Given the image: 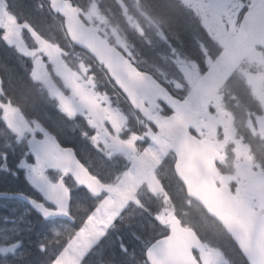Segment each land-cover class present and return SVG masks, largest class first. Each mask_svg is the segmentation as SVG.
Here are the masks:
<instances>
[{
    "label": "flooded vegetation",
    "instance_id": "1",
    "mask_svg": "<svg viewBox=\"0 0 264 264\" xmlns=\"http://www.w3.org/2000/svg\"><path fill=\"white\" fill-rule=\"evenodd\" d=\"M1 2L3 5L0 3V11H6L7 1ZM181 2L194 12L203 31V41L198 45V56L195 55L192 61L181 59L188 66H193L196 73L202 77L198 81L196 91L199 100L195 103L187 100V96L191 94L186 77V73H190L188 68L183 70L181 67L177 68L179 76L177 82L172 80L168 72L159 75L158 72L141 68L153 73L152 75L165 85L174 98L186 103L191 111L197 114L203 124L200 127L196 126L190 134L200 141L210 142L218 153L215 160L217 173L213 176L215 185L221 191L227 190L240 204L248 207L241 185L233 177L234 174L247 175L250 169H246L245 164H251L255 159L254 154H264V5H259L258 0H181ZM253 4H257L255 11ZM9 22L6 17L0 16L3 38L4 29H1V26H16ZM4 46L13 47L9 42H5ZM117 47L122 49L119 45ZM59 57L60 51L49 59L45 56V64L41 69L44 70L48 84L56 87L70 107L69 117H66L69 123L73 122L76 130L64 134V138L67 141L70 139L71 142V146H65L74 149L78 160L88 172L109 186H114L118 174L129 172L132 168L144 177L150 176L151 182L157 185L155 189L159 188L161 192L164 189L174 191L183 186L174 170L176 158L170 151L169 142L161 137L155 126L145 121L141 114L131 107L106 71L93 61L86 60V64L92 65L96 76L92 82L85 83V80L71 68L77 75L75 89L71 90L57 75V62L62 61ZM133 63L138 67L136 60ZM80 67L87 71L85 64H81ZM96 81L102 83L97 85ZM177 84L180 87H176ZM105 96L110 98V102H104ZM50 101L58 107L55 99ZM6 104L14 108V104L9 100ZM149 108L153 115L162 119L173 115L172 111L160 102ZM116 139L122 142L121 150L113 149V141ZM154 146L159 159L155 164L153 161L151 164L158 170L155 172L153 168L151 174L147 161L153 153ZM159 148H164L165 155L161 154ZM57 166L59 170L53 171ZM48 169L51 172V176L47 177L49 180L55 183L63 180L67 189L72 190L74 222L56 220V227L65 223L68 224L66 228L80 230L81 224L85 223V214L94 213L102 198L96 199L88 191L79 188L74 179L66 175L60 163L53 167H40L42 174ZM249 182L258 184L260 180L253 174L249 176ZM36 192V199L44 202L48 208L55 209L45 201L39 189ZM153 193L155 191L152 189L151 194ZM156 210H160V213L162 210V217H166L164 208L157 207ZM81 215L82 218H79ZM133 222L140 226L145 224L141 223L140 219L131 223ZM153 224H158V229L146 224L149 237L153 235L154 230L159 229L164 232L158 234L160 237L158 239L171 234L170 227L162 220H159V223L153 221ZM221 233L227 243L211 235L205 240L200 237L205 250L211 254L212 264L215 263L213 251L223 256L224 264H232L233 259L247 264L231 236ZM4 235L5 232L0 231L2 238ZM22 238L17 237L16 240ZM192 252L196 260L202 264L201 253L194 248Z\"/></svg>",
    "mask_w": 264,
    "mask_h": 264
},
{
    "label": "water",
    "instance_id": "2",
    "mask_svg": "<svg viewBox=\"0 0 264 264\" xmlns=\"http://www.w3.org/2000/svg\"><path fill=\"white\" fill-rule=\"evenodd\" d=\"M49 1L52 10L59 11L64 18L69 40L104 66L130 104L171 142V150L177 157L175 170L187 191L202 200L209 210L223 221L249 264H264V228H257L254 212L239 204L227 190L219 191L215 186L212 176L217 173L215 166L217 154L214 148L189 135L190 127L196 126L199 122L197 118L184 104L172 98L155 79L149 82L119 50L104 41L95 29L88 27L71 2ZM57 71L67 84L75 89V75L63 65H59ZM52 95L65 110H68L61 95L53 91ZM142 100L151 106L155 101H161L178 115L161 120L147 111ZM6 121L12 130L20 134L27 132L26 125L17 113H7ZM118 144L119 142L115 141L114 147L116 148ZM31 152L42 165H53L57 160L61 161L77 184L95 196L100 197L104 192H115L92 178L78 161L74 151L61 147L54 135L46 133L43 139H34L31 143ZM39 183L49 203L55 205L58 210H49L44 204L23 194L2 193L4 195H0V199L22 200L46 221L69 219L65 215L69 204V193L65 185L63 183L54 185L45 178H40ZM238 216L242 219H238ZM169 224L172 229L171 236L158 241L148 250L146 256L148 264H197L191 254V248L196 247L204 253L200 240L191 232L182 229L176 218H170ZM205 256L208 259V256ZM204 264H210V261L205 260Z\"/></svg>",
    "mask_w": 264,
    "mask_h": 264
},
{
    "label": "trees",
    "instance_id": "3",
    "mask_svg": "<svg viewBox=\"0 0 264 264\" xmlns=\"http://www.w3.org/2000/svg\"><path fill=\"white\" fill-rule=\"evenodd\" d=\"M70 1L83 12H88L93 5H97L108 17L113 12L121 15V9L114 0ZM7 2L12 12L41 37L62 47L65 43H69L62 30L61 17L51 13L46 0H7ZM140 3L142 10L160 23L161 29L174 46L175 51L179 55L190 56L193 59L198 52L199 43L203 41L202 27L193 13L178 0H140ZM31 70L32 64L18 56L13 49L5 48V46L0 47V76L4 101L12 102L23 111L29 120L38 121L44 128L55 133L63 144L71 146L64 138V134L72 129L70 123L55 104L49 101L46 92L33 83ZM4 153L8 154L9 166L19 175L14 176L8 172L0 171V192H25L33 195L25 172L15 167L16 162L22 158L32 161L27 142L7 128L0 112V156ZM12 221H16L19 228L24 230V234L21 232L19 234V237L24 236V246L22 256L8 264H60L59 261H55L60 250L55 244L59 239L52 235L53 226L44 223L37 215L28 212L27 206L20 201L0 200V227H3V224L9 225L13 223ZM13 234L14 232L10 234L11 238ZM210 235L227 243L221 231L216 229L207 232L202 236V239H208ZM124 240L122 245L128 247L132 244V240H128L127 237ZM134 246L136 248L134 247L132 251H135L138 263L142 264L145 257L138 253L140 252L138 245ZM109 252L108 249L105 250V260L103 261L111 260L115 264L117 255L110 256ZM91 259H94V255L91 256ZM126 259L130 260L128 256L122 257L124 264H126ZM88 262L87 260L85 264ZM233 262L240 264L236 259Z\"/></svg>",
    "mask_w": 264,
    "mask_h": 264
},
{
    "label": "rangeland",
    "instance_id": "4",
    "mask_svg": "<svg viewBox=\"0 0 264 264\" xmlns=\"http://www.w3.org/2000/svg\"><path fill=\"white\" fill-rule=\"evenodd\" d=\"M0 3L2 4L1 0ZM3 5V4H2ZM124 14L126 15L127 21L130 24V26L133 29H136L138 32H140V25L135 18V16L129 15L128 11L123 9ZM10 19H13L11 15H9ZM86 20L90 23L96 22L98 26L102 27L105 31H109L111 33L110 35L114 38L117 45H119L124 51L127 53H130V48L126 41L123 39V37L118 33H116L113 29L108 27V23L106 22L105 18L101 16V14L97 11L96 7H93L88 15L85 16ZM26 29L27 32H29V43H24L22 37H21V29ZM1 29H4V40L6 42H9L17 49V52L25 55L27 58H33V68H32V79L34 82L39 83L41 85H44L43 87L47 88V78L44 77V70L41 69V67H44V58L47 56L49 59L54 53H57V49L52 48L53 46L47 45L40 40L36 38V36L33 35V33L25 26L23 27H11V26H1ZM157 31L159 30L158 27H156ZM2 31V30H1ZM16 36L15 38L13 36ZM3 36V35H2ZM22 43L24 45H22ZM30 47L33 49L31 50ZM41 55L42 57H38ZM181 57H175L174 60L176 62V65L178 67H181V70L188 68L190 70V73H186L187 82L190 84V91L191 94L187 96V100L191 101L192 103H195L199 100V96L197 95V84L202 77H200L193 66H188L186 63L181 61ZM32 64V63H31ZM191 77V79H190ZM164 80L168 81L166 78H163ZM205 80V79H203ZM47 85V86H46ZM49 87V86H48ZM14 110L9 104H4L0 100V111H1V117L4 119L5 114L10 111ZM40 132V129L38 126L30 125L29 134L31 136L36 135V133ZM156 146H154L153 153L148 158V168L150 173L152 174L153 171V165L151 162L153 161L154 164L156 160L158 161L159 155L155 153ZM163 155L164 148H159ZM28 162V158H24ZM44 171L43 174L45 177L51 176V172ZM59 170V167L53 168V171ZM60 171H62L60 169ZM38 172L40 174V166L38 163L34 164L33 166L28 170V172L25 171V174L27 176L28 181L30 184L37 188L38 185ZM51 178V177H49ZM152 178L150 176L144 177L143 175H140L137 171H135L133 168L130 169L129 172L122 173L116 177V185L119 188V191L121 193L120 199L114 198V199H106L102 202H99L96 211L91 215L87 216L85 222L89 219V224H87L84 228H82L81 233H74L71 239H69L66 245V248L63 250L61 258L59 263L60 264H81V256H83L84 252L88 249L92 248L94 244H97L96 242L99 241L102 238L103 235V229L101 227H97L96 225H93V223L97 222L96 219L103 221L105 223H110L115 218H117V214L114 211V209H119L123 205L127 204L132 198H134L136 195H139L141 198L146 200V203L148 204L149 201H153L157 205L156 208H164L165 214L167 215L166 218L171 214V210H168L164 207V202L162 200L155 199L156 197L151 194L152 189L155 191V193L161 192L159 188L155 189L157 185L151 182ZM118 181V183H117ZM156 201V202H155ZM160 216H162V210L160 213ZM81 218V216H79ZM85 225V223H84ZM137 228H139L137 226ZM164 232V230H159L158 234ZM61 231H57V234L60 235ZM157 234V235H158ZM8 235L5 232L4 240H7L6 238ZM106 241L110 239V237L104 238ZM14 244L22 245L20 249L23 248L24 244L22 242H14ZM1 245V244H0ZM148 242H143L142 246L145 248L147 247ZM8 243L4 246H0L1 249H5V255L0 254V261L4 259H8L7 251H8ZM215 255V263L214 264H224L225 261H223V256L213 251ZM22 256V251L18 254H16L13 258L17 259Z\"/></svg>",
    "mask_w": 264,
    "mask_h": 264
},
{
    "label": "clouds",
    "instance_id": "5",
    "mask_svg": "<svg viewBox=\"0 0 264 264\" xmlns=\"http://www.w3.org/2000/svg\"><path fill=\"white\" fill-rule=\"evenodd\" d=\"M79 61H72L73 70L85 80V83L92 82L93 78L96 76V72L92 70L91 64H86L84 59L77 57ZM81 64H85L87 71H83L80 67ZM140 71V69H137ZM143 75L145 78L151 82L154 77L149 72H144ZM127 77L125 76V79ZM102 83L101 81H96V84ZM162 87V86H161ZM176 87H180L179 84ZM104 102H110V98L105 96L103 98ZM85 136L87 133L84 134ZM255 159L251 164H245L246 169H250L247 175H235L234 179L238 184L241 185L242 191L244 192L247 200V205L254 212V219L256 222L257 228H264V154H254ZM255 175L259 178L260 183L252 184L249 182V176ZM163 188V182L161 183ZM69 204L68 210L65 215L69 219H75L73 216L74 206L71 202L72 190L69 188ZM95 196V194H92ZM153 196L157 200H162L164 202V207L168 210H171V213L180 221V223L197 238L204 236L207 232L212 229L219 230L228 235H231V232L224 225L223 221L220 220L214 213H212L207 205L200 200L198 197L188 192L186 187H179L174 191H168L164 189L162 192L153 193ZM77 211L79 206H76ZM117 214V218L122 223H127L128 221L134 220L137 217L140 218L141 223L146 222L149 226L155 227L153 221L159 223V210L153 211L152 208L145 203L144 200L140 199L139 195H136L132 198L127 204L123 205L119 209H114ZM93 213H89L91 216ZM147 214V216H145ZM150 218V219H149ZM116 227L115 222H113V228ZM161 227H166L161 225ZM104 235H107V230H105ZM96 243H99L97 241ZM95 247V245H93ZM92 249H88L81 256V264H83L84 258L89 255ZM227 259V256H225ZM101 264H113V261H102Z\"/></svg>",
    "mask_w": 264,
    "mask_h": 264
},
{
    "label": "snow or ice",
    "instance_id": "6",
    "mask_svg": "<svg viewBox=\"0 0 264 264\" xmlns=\"http://www.w3.org/2000/svg\"><path fill=\"white\" fill-rule=\"evenodd\" d=\"M258 4L264 5V0H258ZM256 7H257V4H253V11H255ZM33 164H34V161L30 163L26 161V159L22 158L16 162L15 167L16 169H20V170H24L28 172V170L33 166ZM0 171L8 172L9 174H12L14 176L19 175L18 172H14L13 169L9 166L7 153H4L2 156H0ZM0 195H4V194L0 193Z\"/></svg>",
    "mask_w": 264,
    "mask_h": 264
}]
</instances>
